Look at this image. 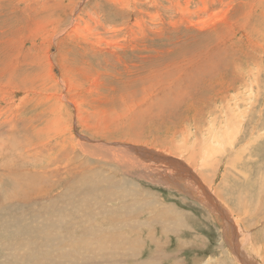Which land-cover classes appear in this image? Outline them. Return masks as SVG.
Listing matches in <instances>:
<instances>
[{
	"label": "rangeland",
	"instance_id": "rangeland-1",
	"mask_svg": "<svg viewBox=\"0 0 264 264\" xmlns=\"http://www.w3.org/2000/svg\"><path fill=\"white\" fill-rule=\"evenodd\" d=\"M63 20L65 29L56 30ZM44 48H50L51 64L42 63ZM61 72L74 91L67 94L73 103L70 109L67 99L53 105L55 78ZM252 77L256 84H252L250 98H240L247 108L244 139L239 144L245 151L239 159L229 158L236 168L230 170L232 176L226 172L228 161L224 164L222 157H232L236 146L226 148L213 185L224 195L229 191L225 178L230 176L238 190L247 191L246 197L251 200L242 203L241 209L249 210V228L258 231L264 227V212L260 209L262 214L253 215L251 204L264 189V0H123L117 5L109 0H0V187L12 191L15 184L21 188L25 180L36 187L45 186L37 193L38 199H32L34 191L24 193L25 188L15 200L8 197L10 192L8 199L0 193V264H144L147 259L148 264H201L210 254L217 255L216 244L224 242L219 221L198 201L176 190L169 192L162 183L182 174L195 184L204 180L183 156L135 142L179 144L186 134L173 125L177 116L165 113L168 110L181 114L182 122L187 117L185 122L191 127L186 131L190 136L186 142L191 147L200 142V136L206 140L201 129L211 130L208 122L222 116L221 110L237 92L250 89ZM228 87L232 90L218 93ZM76 113L83 121L77 120L79 126L73 130L74 147L70 150L71 130L67 134L56 119L62 116L75 123ZM196 125L200 135L194 131ZM90 126L93 128L89 131ZM101 129L105 132L96 133ZM77 136L88 137L85 142L89 144L95 138H109L108 144L131 146L134 156H143L135 151L144 147L165 157L153 162V153L142 151L143 160L150 162L146 165L150 175L142 173L143 179L115 171V166L94 158L79 165L77 161L84 155L74 140L79 144L84 140ZM139 166L141 170L146 168ZM244 171L248 174L243 181ZM152 174L156 177L153 183ZM121 176L129 181L124 194L117 184ZM81 177L89 178L90 193L69 188L73 182L82 189L77 180L82 181ZM94 178L100 179L96 186L100 191H95ZM63 188L73 190L64 196ZM204 189L213 200L233 210L230 218L238 223L233 209L237 200L233 198L229 205L207 183ZM180 197L188 198L184 199L187 202ZM146 200L157 205L142 208L139 204ZM169 200L181 206L186 219L190 211L201 220L195 224L186 221L181 226L162 224L158 217L148 218L153 213L150 207L157 213ZM190 201L194 205L188 204ZM130 202L138 204L140 210ZM204 215L210 222H205ZM113 227L122 232L120 247L114 245L118 236L113 237ZM2 235L8 236L5 239ZM111 237L113 244L109 242ZM238 246L241 249L242 245ZM215 258L206 264H215Z\"/></svg>",
	"mask_w": 264,
	"mask_h": 264
},
{
	"label": "bare ground",
	"instance_id": "bare-ground-1",
	"mask_svg": "<svg viewBox=\"0 0 264 264\" xmlns=\"http://www.w3.org/2000/svg\"><path fill=\"white\" fill-rule=\"evenodd\" d=\"M18 1V0H16ZM21 1H25V2H29L30 0H21ZM59 1V0H58ZM113 2L115 5H117L118 2H123V0H109V3ZM45 2H43L42 5H44ZM75 3V2H74ZM32 4V3H31ZM67 4V3H65ZM40 5V4H39ZM38 5V6H39ZM76 5V4H75ZM13 6V5H12ZM41 6V5H40ZM30 7V6H29ZM68 7V6H67ZM74 4L72 5L71 7V11L73 12L74 9ZM22 8V6H21ZM43 10L45 9L43 6H42ZM205 9V6L203 7ZM31 9V8H30ZM202 9V10H204ZM27 10V9H26ZM172 10V9H171ZM22 11V10H21ZM25 11V10H24ZM27 12V11H26ZM28 13V12H27ZM74 15V14H73ZM217 15V14H216ZM76 16V15H75ZM78 16V15H77ZM32 17V15H31ZM29 17V18H31ZM37 18V17H36ZM42 18V17H41ZM32 19H35V18H32ZM43 19V18H42ZM57 19V18H56ZM64 19V18H63ZM26 20H29V19H26ZM55 20V19H54ZM88 20H92L91 16H88ZM32 21V20H31ZM40 21V19H39ZM43 21V20H42ZM41 21V22H42ZM37 22V21H36ZM75 22V21H74ZM73 22V23H74ZM93 22V21H92ZM184 23H187L188 21L187 20H184L183 21ZM40 23V22H39ZM57 23V22H56ZM47 24V23H46ZM53 24V23H52ZM67 24V23H66ZM207 24V23H206ZM41 25V24H40ZM73 25V24H72ZM227 25V24H226ZM67 25H65V21L63 20L62 22H59L57 25H56V30L58 31H62L65 29ZM72 27H75L72 26ZM226 27V26H225ZM42 28V27H41ZM68 28V27H67ZM69 29V28H68ZM76 30V28H74ZM35 30H38V28ZM43 30L45 31L46 30V25L43 24ZM40 31V30H39ZM38 31V32H39ZM49 31V30H48ZM51 31V30H50ZM69 31V30H68ZM74 30H72L73 32ZM42 32V31H41ZM64 32V31H63ZM71 32V34H72ZM77 32V31H76ZM84 32V31H83ZM60 33V32H59ZM81 33V32H80ZM35 34H36V31H35ZM40 34V33H39ZM70 34V35H71ZM75 34V33H74ZM77 34V33H76ZM85 34V33H84ZM82 35V34H81ZM81 35H80V38H81ZM50 36V35H49ZM65 36V35H64ZM93 36V35H92ZM33 37V36H32ZM53 37V36H52ZM87 37V36H85ZM34 38V37H33ZM54 38V37H53ZM95 38V36H94ZM64 39V37H63ZM70 39V38H68ZM76 39V38H75ZM48 40V39H47ZM100 40V39H99ZM97 42V41H96ZM102 42V41H101ZM100 42V43H101ZM106 45V44H105ZM58 47V46H57ZM99 48V46H98ZM50 50V48H49ZM48 48H44L43 49V52H42V55H41V60H42V63H44V65H47V64H51V55H50V52H49ZM41 51V50H40ZM40 54V53H39ZM60 59V58H59ZM39 62H41L39 60ZM54 63V62H53ZM48 69V68H47ZM57 70V69H56ZM59 72V71H58ZM255 72V71H254ZM253 73V72H252ZM258 73V72H257ZM254 75V74H253ZM65 74L64 73H60L59 76H57L55 79H56V84H55V90H56V94L53 96V101L54 104L53 105H56L58 102H60V104H62V101H65L67 99V94L68 93H74V91L72 92L71 91V88L69 86V82L68 80L65 79ZM255 77V76H254ZM252 77V80H251V87L250 89L247 91V92H237L236 93V96L232 97V101L231 103H228L227 104V107L225 109H223V111L221 110V113H222V116L218 117V118H214L216 120L212 121L210 120L208 123V126L209 128H211V130H206L205 128L201 129V132L203 135L206 136V140H203L200 136V142L199 143H196L194 144L192 147L189 143H187L186 141L188 140V138L190 136H187V133L186 131L188 129H190L191 125H189L188 123L185 122L186 120V116L184 117V122H182V117L181 114H176V112L174 110H168L167 112L165 113H171V112H174V114L177 116L175 118V122L174 121V118L172 120V123L174 126H176L179 131L183 134H186V136L183 138L181 136V142L179 144H170V143H166V142H160V143H157L156 141H151L147 144H144L146 143L147 141H144V142H140L139 140H137L135 143H141L142 145L144 146H151V147H155L157 149H159V151H162V152H169V154H173L175 156H183L184 158H186V161L188 164H190L192 167H194V170H196V172L198 173V175L201 176V178L204 180V182H202L201 180L198 181L196 184L191 181H189V179H187L186 177H182V176H176L175 180L174 181H170V180H167L168 182L166 181H162V183H164V186L165 188L170 192V191H173V190H176L177 192H179L180 194H182V196H186L188 195L192 200H196L199 202V204L202 206V208L204 210H206L211 216L212 218H216L219 222V225L222 227L223 229V240L224 242H219L216 244L217 248H219V253H217V255L215 254H210L209 256V259H207L205 262H202L201 264H206L208 263L209 261H211L213 259V257H216L215 258V264H239L237 262L238 261H241L242 264H253L252 262H250L251 260H254L256 262V264H264V254L262 253V250H264V227H260V229H258V231H254L252 228H249L250 224H248V221L246 220L247 219V216H248V211L247 212H242V203H246L247 201H249L250 203V200L249 197H246L247 194V191H240L237 189V186L235 185V181L233 180V178H231L230 176H226L225 180L227 182V185L229 187V191L227 193L224 192V195H223V192L221 190V188H219L217 185L214 186V180H215V177L217 175V171H218V167H219V163L221 162V156L223 154V152L225 150H228L226 148L228 147H231V148H234L235 146V152L233 153V156L230 157V155H224L222 157V161L223 163L225 164V162H227L229 160V158H233V157H236V158H241L244 151H245V148L244 147H241L239 146V144H241V142L243 141V128H244V125H245V115H246V107L244 105H242L240 103L241 99L242 98H250L251 96V93H252V84L255 82V78ZM52 78V77H51ZM53 79V78H52ZM249 80V79H248ZM201 81V80H200ZM256 84V82H255ZM261 84V83H260ZM76 85V84H75ZM93 85V84H92ZM258 86H259V83H258ZM257 86V87H258ZM74 87V85H73ZM200 87V86H199ZM256 87V88H257ZM54 88V87H53ZM255 88V89H256ZM15 89V88H14ZM168 89V88H167ZM254 89V87H253ZM258 89V88H257ZM256 89V90H257ZM47 90L49 91V89L47 88ZM75 90V89H74ZM78 90V89H77ZM76 90V91H77ZM229 90H232V87H228L227 90L225 91H220L218 93H224V92H227ZM260 91V90H259ZM263 91V90H262ZM32 92V91H31ZM47 92V91H46ZM8 93V92H7ZM264 93V91H263ZM48 94V93H47ZM77 94V93H76ZM239 94V96H237ZM3 95V94H2ZM176 95H182V94H176ZM222 95V94H221ZM220 95V96H221ZM264 95V94H263ZM224 96V94H223ZM227 96V95H226ZM71 97V96H70ZM73 97V96H72ZM76 97V96H75ZM79 97V96H77ZM51 98V97H50ZM69 98V97H68ZM174 98V97H173ZM221 98V97H220ZM227 98V97H226ZM241 98V99H240ZM75 99V98H74ZM229 99V98H228ZM76 100V99H75ZM163 100V99H162ZM175 100V99H174ZM173 100V101H174ZM222 100V99H221ZM223 101V100H222ZM221 101V102H222ZM225 101V99H224ZM227 101V100H226ZM243 101V100H242ZM45 102V101H44ZM163 102V101H162ZM230 102V101H229ZM251 102H252V99H251ZM48 103V102H47ZM67 107L70 109L71 106L73 105L72 101L71 100H68L67 99ZM75 103V102H74ZM244 103V101L242 102ZM246 103V102H245ZM255 103V102H254ZM77 104V103H76ZM249 104V103H248ZM64 105V103H63ZM164 105V104H163ZM174 106H176V103L173 104ZM220 105V104H219ZM223 105V104H222ZM252 105V103H250V106ZM62 106V105H61ZM65 106V105H64ZM221 106V105H220ZM225 106V105H224ZM77 107V106H76ZM160 107V106H159ZM164 107V106H162ZM166 107V106H165ZM218 108V106H216ZM63 108V107H62ZM250 108V107H249ZM253 108V107H252ZM66 109V108H65ZM73 109V108H72ZM162 109V108H161ZM221 109V108H219ZM59 110V109H58ZM208 110V109H207ZM250 110V109H249ZM253 111V109H251ZM264 110V107L263 109ZM191 112V111H190ZM199 112H202V111H199ZM208 112V111H206ZM263 112V111H262ZM220 113V114H221ZM134 114V113H133ZM216 114V113H215ZM21 115V114H20ZM22 116V115H21ZM190 116V115H189ZM197 116V113H195L194 115H192V118L195 119ZM248 116V115H247ZM74 117V116H73ZM215 117V116H214ZM261 117V116H260ZM258 118V117H257ZM58 119V120H57ZM56 119V121L58 122L59 124V128H62L65 130V132L68 134L71 130V134H69V143H70V150L73 149L74 147V143H73V130L76 129L77 126H79L78 124V121L80 123H82V118H81V115L80 113H76L75 114V123H73L71 121V119L69 118V121L65 120V117L62 118V116H58V118ZM78 120V121H77ZM217 121V122H215ZM132 122V121H131ZM206 122V121H205ZM193 125V124H192ZM249 125V124H248ZM93 127H89L88 130L90 131ZM173 128V127H172ZM193 128V127H192ZM174 129V128H173ZM175 130V129H174ZM254 130L256 131L257 133V130L258 128L256 129V127H254ZM194 131L195 133H197L198 135H200V130H199V127L196 125L195 128H194ZM81 133V134H84L83 130L79 131V130H76L75 133ZM105 132V129H101V130H97L96 133H103ZM255 133V132H252L251 135ZM190 134V133H189ZM264 134V132H263ZM134 135V134H133ZM262 135V134H260ZM176 136V135H175ZM250 136V135H249ZM79 139H82L84 140L83 143L79 144L78 143V139L74 140V142L77 144V146L83 151V157L81 156L79 159H78V164L81 165L83 163H85L87 160H91V159H96L98 161H101V162H108L109 164H111L113 167L115 166V171L119 170L120 172H123L124 171V174L126 175H129V176H133L134 174L138 175V177L140 179H143L144 176L143 175H150L149 173V170L148 168L146 167L147 164H149L150 162H147L145 161V159L143 160V156L144 154L142 153V151H144V153L146 152H150L151 150H148L146 148H141V149H137L135 152H137V154L139 155L142 154L143 156H137L135 154H132V147L131 146H119L118 147V144H108L107 142V139L109 138H100V141H96L98 138H95L94 139V142H92L91 144H89V142H85L87 140L88 137H86L85 139L81 136H77ZM178 137V135L176 136ZM254 137V136H253ZM256 137V136H255ZM258 137V136H257ZM259 138V137H258ZM247 139V138H246ZM252 139V137L250 138ZM255 139V138H253ZM257 139V138H256ZM89 140H92V139H89ZM199 140V139H198ZM260 140V139H259ZM132 141V140H131ZM172 142V140H170ZM174 141V140H173ZM179 141V140H178ZM46 143V141L44 142ZM247 143V142H246ZM252 143V141L250 142ZM255 143V142H254ZM42 144V143H41ZM245 144V143H244ZM47 144H45L46 146ZM55 145V144H54ZM122 145V144H121ZM141 145V146H142ZM249 145V144H248ZM63 146V145H62ZM140 146V147H141ZM37 147V146H36ZM136 147V146H134ZM41 148V147H40ZM43 148V147H42ZM35 149V148H34ZM162 149H165V150H162ZM19 150V149H17ZM43 150V149H42ZM155 150V149H154ZM14 152V151H13ZM44 152H46V150H44ZM126 153L128 157H131L132 159L134 160H131L129 161L127 159V157H125L124 154L122 153ZM161 152V153H162ZM39 153V152H37ZM153 153V152H152ZM156 152H154L152 155H153V162L155 161H158V160H161V158H158L156 156ZM41 154V153H39ZM225 156H227L226 158H224ZM43 157V155H42ZM151 157V156H150ZM174 157V156H173ZM244 157V156H243ZM251 157V156H250ZM40 159V158H39ZM130 159V158H129ZM149 159V158H148ZM47 160V159H46ZM246 161V160H245ZM249 161H252V160H249ZM39 162V161H38ZM158 163V162H157ZM40 164V163H39ZM156 164V163H155ZM165 164V163H163ZM137 165L139 168H136ZM139 165H145V171L142 172L141 168L142 166H139ZM222 165V164H221ZM236 165V164H235ZM34 166V165H33ZM39 166V165H38ZM69 166V163L67 162V167ZM21 167V166H20ZM224 167V166H223ZM226 167H227V171L228 173H230L232 175V173L230 172L231 169H235L236 168L233 166V162L232 161H228L227 164H226ZM35 168V167H34ZM240 169V168H239ZM242 169V168H241ZM240 169V170H241ZM244 170H247L246 168H243ZM74 170V174L77 172L75 170V168H73ZM179 170V169H177ZM183 170V169H182ZM223 170V169H222ZM60 171V170H59ZM142 175V173H144ZM169 172V171H168ZM183 172V171H182ZM224 172V171H223ZM11 175H9L10 177L12 176L13 172L10 173ZM35 174V173H34ZM248 173L247 172H242V175L243 176V181L244 179L246 178V175ZM146 175V176H147ZM197 175V177H198ZM234 175V174H233ZM232 175V176H233ZM145 176V177H146ZM153 178L151 179L152 180V183L153 181L155 180L156 177H154V175L152 174ZM190 176V175H188ZM220 176V175H219ZM97 177V175H96ZM95 177V178H96ZM83 180L81 181L80 178L77 179L82 185H83V188L80 189L78 187H75L73 185V182H70V187L69 188H77L76 190L78 191H82L84 189L85 192L87 191V193H90L92 191V188H91V183L89 181V178L87 177H81ZM93 179V183L95 185V191L99 190V188L97 189L96 186L99 184V180H96V179ZM149 178V177H148ZM195 178V177H194ZM239 178V176L237 177ZM241 178V177H240ZM220 179V178H219ZM242 179V178H241ZM240 179V180H241ZM145 180V179H144ZM247 181V180H246ZM129 181H127L126 179H124L123 176H121V180H117V184L122 186L119 188V190L121 191L122 194H124L126 192V190L124 189V187H126L127 183ZM155 182V181H154ZM206 183L212 188L215 189V192L217 194V196L221 199V200H224L226 203H228L230 205V202L231 200H237L236 203H233V205L235 207H233V209L236 211H234L236 213V219L238 221L235 222L232 218H230V215H233L232 211H230L229 207L226 205V208L223 206V204L221 202H218V201H215L213 200L212 196L210 195V192L209 190H205L204 187L206 185ZM205 184V185H204ZM44 185V184H43ZM16 187L13 188V190L11 191V189H1L0 187V193L3 194V197H7V195L9 194L10 192V196L8 197H11L12 200H15L16 197H18L19 195H23V193L21 194L20 193V189H23L25 188V192H28V194H32L31 191H34V194H33V198H36L38 199V195L37 193H39L40 190H43L42 188L45 187H40V186H35V183H31V180H25V182L23 183V185L21 186V188L17 187V185L15 184ZM260 188V186H259ZM202 190H205L204 192L201 191ZM209 189V188H207ZM258 189V188H257ZM261 189V188H260ZM50 190V189H48ZM73 189L71 190H67L66 188H63L62 189V194H64V196H67L69 195L71 192H72ZM255 191V190H254ZM59 192V193H61ZM84 192V191H83ZM81 193V192H80ZM174 193V192H172ZM249 193V192H248ZM84 194V193H83ZM179 194V195H180ZM251 194V193H250ZM249 194V195H250ZM253 194V193H252ZM256 195V194H255ZM3 197H1V199H3ZM7 197V199H8ZM121 198V197H120ZM123 198V196H122ZM252 198V196H251ZM76 199V198H75ZM81 199V198H80ZM180 199H182L185 202L184 199H187L188 198H185V197H180ZM254 199V203H252L251 205L253 206V215H258L260 211V209H262V212H264V189L262 190H259V192L257 193L256 196L253 197ZM125 200V199H124ZM83 201L84 198H83ZM195 201V202H196ZM70 202V201H69ZM88 202V201H87ZM131 204H133L132 202H130ZM193 204L192 201H190L188 204ZM248 204V203H246ZM254 204V205H253ZM14 205V204H13ZM135 205V207H137V210L139 211L140 208H139V205L143 208V206L145 207H148L147 205H154L156 206L157 204L156 203H153L152 201L150 200H146V201H143L141 204H133ZM194 205V204H193ZM244 205V204H243ZM57 206V205H56ZM85 207V206H84ZM88 207V205H87ZM181 207V206H180ZM179 206H177L173 201L169 200L168 201V204H164V207H162V209L158 210V212L156 213L153 209L154 207H150V209H152V216L151 217H148L150 218L151 220L153 219V217H158V219H161V223L164 224V223H168L170 225H181V226H185L186 224V221H189L193 224H195L196 222L200 221L201 220V217H198L197 215H195L194 213L190 212V215L187 216V219L185 217V214L183 213V210L180 208ZM190 207V206H189ZM244 208V206H243ZM248 209V207H247ZM252 209V208H250ZM147 210V209H146ZM34 211V210H33ZM147 213V215L150 213L148 210L145 211ZM187 212V211H185ZM241 213H244V214H241ZM251 213V212H250ZM77 214V212H76ZM262 214V213H261ZM264 215V214H263ZM80 216V214H78V217ZM143 216V214H142ZM82 217V215H81ZM204 219H205V222L208 221L210 222L209 218L207 220V217L206 215H204ZM254 217V216H253ZM63 217H61L60 219H62ZM146 218V217H145ZM213 218V219H214ZM251 218V217H250ZM259 218H262V217H259ZM264 218V217H263ZM262 218V219H263ZM45 219V218H44ZM241 220L243 221H247L246 223L242 222L241 223ZM255 220V219H254ZM253 220V222H255ZM264 220V219H263ZM257 221V220H256ZM262 221V220H261ZM146 222V221H145ZM240 222V223H239ZM251 222V221H250ZM13 223V222H12ZM200 223V222H199ZM7 224V223H6ZM151 224V223H150ZM10 227V225H8ZM165 226V225H164ZM167 226V225H166ZM1 227V226H0ZM151 227V225L149 226ZM163 227V226H162ZM177 227V226H176ZM252 227V226H251ZM2 228H3V225H2ZM5 228V226H4ZM3 228V229H4ZM165 228V227H164ZM254 228V227H253ZM167 230V229H166ZM165 230V231H166ZM172 230V229H171ZM174 230V229H173ZM5 233H6V230H4ZM3 231V232H4ZM15 231V230H14ZM112 233H113V237H117L116 240H115V243L114 245H119L117 247H120V244H121V240H122V232L119 231L118 228L116 227H113L111 229ZM2 232V231H1ZM168 232V231H167ZM173 232V231H172ZM176 232V231H175ZM174 233V232H173ZM7 234V233H6ZM12 234V233H11ZM10 235V234H9ZM8 235H5L2 237H7ZM126 236V235H124ZM113 237L110 238L109 242L110 244H113ZM238 237H239V243H238ZM9 238V237H8ZM204 237H202L201 241L203 242L204 240ZM3 240V239H2ZM12 241V240H11ZM132 242V241H131ZM9 243V242H8ZM222 243V244H221ZM2 244V243H1ZM242 245L241 249L239 248L238 245ZM2 246V245H1ZM215 246V247H216ZM2 248V247H0ZM7 247H5L6 249ZM94 247H92L93 249ZM89 249V248H88ZM120 249V248H119ZM240 249V250H239ZM67 251H69L67 249ZM72 251V250H71ZM223 251V253H222ZM231 254V255H230ZM219 255V256H218ZM248 257H246V256ZM237 259V260H236ZM250 261H249V260ZM214 260V259H213ZM212 260V261H213ZM218 261V262H217ZM149 260L147 259L146 261H143L144 264H148ZM230 262V263H229ZM174 263V262H173ZM175 264V263H174Z\"/></svg>",
	"mask_w": 264,
	"mask_h": 264
},
{
	"label": "crops",
	"instance_id": "crops-1",
	"mask_svg": "<svg viewBox=\"0 0 264 264\" xmlns=\"http://www.w3.org/2000/svg\"><path fill=\"white\" fill-rule=\"evenodd\" d=\"M158 151H159V149H158ZM124 172V171H123ZM123 172H121V173H123Z\"/></svg>",
	"mask_w": 264,
	"mask_h": 264
}]
</instances>
